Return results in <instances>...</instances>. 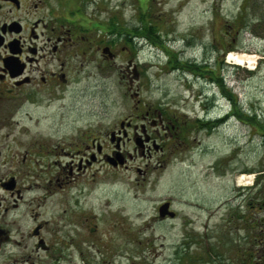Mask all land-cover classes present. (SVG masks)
Returning a JSON list of instances; mask_svg holds the SVG:
<instances>
[{"label": "rangeland", "instance_id": "obj_1", "mask_svg": "<svg viewBox=\"0 0 264 264\" xmlns=\"http://www.w3.org/2000/svg\"><path fill=\"white\" fill-rule=\"evenodd\" d=\"M98 4L105 27L115 26L120 35L131 32L134 59L141 70L142 103L166 102L194 125L188 131V145H179L175 154L156 152L149 159L138 146L128 170L104 166L95 175L99 185L80 192L78 203L73 196L70 210L63 211L66 215L51 227L59 238L73 235L77 226L66 224L69 216L81 217L93 206L101 209L92 211L103 219L99 231L106 235L99 245L114 237L110 244L119 264H223L199 257L219 237L228 203L238 204L242 193L248 192L237 187L252 185L257 172L251 170L264 163L259 126L253 119L264 112V18L258 24L264 6L258 0H102ZM137 25L141 28L135 31ZM231 53L251 59L239 63L229 58ZM124 61L121 55L118 63ZM95 78L83 77L72 87L73 133L100 121L103 127L113 125L136 105L117 74L104 83ZM104 143L110 144L108 139ZM133 147L127 146L130 152ZM163 157L164 167L159 163ZM137 165L147 170L145 177ZM166 198L173 199L177 217L153 221L158 202ZM48 211L53 213L52 208ZM115 221L119 224L113 228ZM237 235L244 231H236Z\"/></svg>", "mask_w": 264, "mask_h": 264}, {"label": "flooded vegetation", "instance_id": "obj_2", "mask_svg": "<svg viewBox=\"0 0 264 264\" xmlns=\"http://www.w3.org/2000/svg\"><path fill=\"white\" fill-rule=\"evenodd\" d=\"M100 1L0 0V264H119L111 234L99 245L106 235L99 231L103 219L92 211L97 208L81 217L71 214L66 224L77 226V232L66 238L51 226L70 210L73 196L78 203L80 192L99 185L95 175L104 166L128 170L138 146L150 159L188 145L194 120L166 102L142 103L131 32L120 35L115 26L105 27ZM121 55L125 61L119 64ZM113 73L135 98L132 112L113 125L103 127L100 121L73 133V85L83 77L104 83ZM46 117L53 121L44 122ZM165 160L159 159L163 167ZM135 167L143 177L148 174ZM88 176L91 181L80 182ZM165 202L170 206L161 216ZM177 215L173 199L166 198L152 220Z\"/></svg>", "mask_w": 264, "mask_h": 264}, {"label": "trees", "instance_id": "obj_3", "mask_svg": "<svg viewBox=\"0 0 264 264\" xmlns=\"http://www.w3.org/2000/svg\"><path fill=\"white\" fill-rule=\"evenodd\" d=\"M258 2L264 6V0ZM263 18L264 14L258 18V24L263 22ZM151 26H147L149 33ZM138 28L141 27L137 25L135 31ZM258 116H253V119L259 126L256 131L261 135L264 152V112ZM251 171L257 172L254 183L237 187V190L248 192L242 193L238 204L228 203L224 222L218 229L219 237L215 236V240L201 251L205 255L201 253L199 258L207 257V261L218 260L223 264H264V163ZM241 230L244 235H237V238L236 231Z\"/></svg>", "mask_w": 264, "mask_h": 264}, {"label": "bare ground", "instance_id": "obj_4", "mask_svg": "<svg viewBox=\"0 0 264 264\" xmlns=\"http://www.w3.org/2000/svg\"><path fill=\"white\" fill-rule=\"evenodd\" d=\"M229 58L231 60H236L237 62L239 63H242V62H248L250 59H251V56L250 55H246V54H239V55H234V54H230L229 55Z\"/></svg>", "mask_w": 264, "mask_h": 264}, {"label": "water", "instance_id": "obj_5", "mask_svg": "<svg viewBox=\"0 0 264 264\" xmlns=\"http://www.w3.org/2000/svg\"><path fill=\"white\" fill-rule=\"evenodd\" d=\"M170 202H165L160 206L161 216L165 215V212L169 209ZM171 215H175V212H171Z\"/></svg>", "mask_w": 264, "mask_h": 264}]
</instances>
